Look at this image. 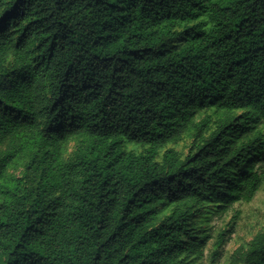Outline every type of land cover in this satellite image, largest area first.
<instances>
[{
    "label": "trees",
    "instance_id": "1",
    "mask_svg": "<svg viewBox=\"0 0 264 264\" xmlns=\"http://www.w3.org/2000/svg\"><path fill=\"white\" fill-rule=\"evenodd\" d=\"M263 184L264 0H0V264H202Z\"/></svg>",
    "mask_w": 264,
    "mask_h": 264
},
{
    "label": "rangeland",
    "instance_id": "2",
    "mask_svg": "<svg viewBox=\"0 0 264 264\" xmlns=\"http://www.w3.org/2000/svg\"><path fill=\"white\" fill-rule=\"evenodd\" d=\"M183 149V144L178 146ZM16 176L22 175V167L10 169ZM207 226L211 229L212 237L209 239L202 264H228L230 256L241 246L248 242L259 232H264V184L249 202H237L222 213L214 214ZM228 228L230 239L222 249V258H215L216 240L219 233Z\"/></svg>",
    "mask_w": 264,
    "mask_h": 264
}]
</instances>
